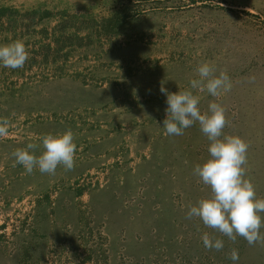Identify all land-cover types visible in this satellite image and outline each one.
Wrapping results in <instances>:
<instances>
[{
	"label": "rangeland",
	"instance_id": "obj_1",
	"mask_svg": "<svg viewBox=\"0 0 264 264\" xmlns=\"http://www.w3.org/2000/svg\"><path fill=\"white\" fill-rule=\"evenodd\" d=\"M0 44L22 39V68L0 67V264H264V240L235 241L187 217L211 195L194 174L209 156L199 124L167 135L166 95L185 90L199 63L228 73L232 88L207 91L226 109L224 134L248 144L244 164L264 198V0H0ZM51 16L32 27L26 10ZM77 17L62 26L63 12ZM132 14L112 33L104 20ZM44 29V31H42ZM58 35L81 36L54 57ZM44 43L50 49L41 50ZM46 56H45V55ZM55 58V60H53ZM71 129L74 167L54 174L14 165L12 153ZM264 215V214H262ZM224 241L205 248L202 234ZM264 232V228L261 229Z\"/></svg>",
	"mask_w": 264,
	"mask_h": 264
},
{
	"label": "clouds",
	"instance_id": "obj_2",
	"mask_svg": "<svg viewBox=\"0 0 264 264\" xmlns=\"http://www.w3.org/2000/svg\"><path fill=\"white\" fill-rule=\"evenodd\" d=\"M28 59V50L22 39L0 44V67L22 68ZM197 78L189 81L185 90L169 92L161 87L166 95V117L163 127L167 135H182L183 130L198 123L200 130L210 141L208 158L195 165L194 174L208 185L211 195L190 206L187 217H198L204 225L219 231L230 240L243 237L249 244L264 240V198L256 195L250 179L245 178L244 164L247 160L248 144L238 134H224L227 123L225 107L215 101L209 102L207 110L201 111L200 97L194 94L207 91L218 97L231 90L232 82L228 73H217L215 66L207 61L196 68ZM9 121L0 119V138L8 135ZM42 151L37 155L36 145L28 143L17 148L12 156L14 165L23 166L26 173L38 169L41 173L54 174L58 165L66 170L74 167L76 143L71 129L62 132H49L40 137ZM205 248L220 250L224 241L213 238L209 233L202 234ZM230 259L239 261L238 249L233 248Z\"/></svg>",
	"mask_w": 264,
	"mask_h": 264
},
{
	"label": "trees",
	"instance_id": "obj_3",
	"mask_svg": "<svg viewBox=\"0 0 264 264\" xmlns=\"http://www.w3.org/2000/svg\"><path fill=\"white\" fill-rule=\"evenodd\" d=\"M194 2V0H192ZM13 13H18V10L15 9L13 6H0V19L4 16H10ZM64 13V17L61 20L62 22V26H64V24L68 23L70 20H73L74 18L77 17L76 14H70L68 12H63ZM52 12L48 9H31V10H26L22 13L21 15V19H25L27 21V28L28 27H32V25L36 24L38 21L42 20L45 17L51 16ZM132 17V14H127V13H120L118 15H114L111 16L110 18L104 20L103 22V26H104V30L106 32L112 33L115 32L122 24V20H124L125 18L128 17ZM44 31V29L42 30ZM62 35H58V39H55L56 44H62V45H58L55 48L54 51V57L55 55L58 54V51L61 49V47L63 45H66V43H75L77 45H81L83 43V37L81 36H65L64 39L62 38ZM41 50H47L50 49V44L49 43H44L43 45L40 46ZM45 55V54H44ZM46 56V55H45ZM53 60H55V58H53Z\"/></svg>",
	"mask_w": 264,
	"mask_h": 264
}]
</instances>
